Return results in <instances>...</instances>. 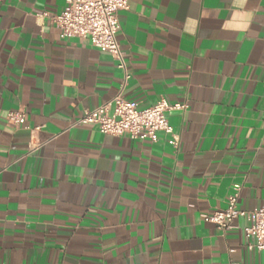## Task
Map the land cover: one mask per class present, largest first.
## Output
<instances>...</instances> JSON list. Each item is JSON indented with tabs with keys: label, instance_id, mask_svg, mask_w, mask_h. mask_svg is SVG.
Here are the masks:
<instances>
[{
	"label": "crops",
	"instance_id": "0c3cea01",
	"mask_svg": "<svg viewBox=\"0 0 264 264\" xmlns=\"http://www.w3.org/2000/svg\"><path fill=\"white\" fill-rule=\"evenodd\" d=\"M124 98L167 113L181 143L74 125L115 97L124 71L63 38L67 0H0V264H264L246 217L264 207V0H128ZM26 113V124L7 120ZM41 144L29 153V143Z\"/></svg>",
	"mask_w": 264,
	"mask_h": 264
},
{
	"label": "built area",
	"instance_id": "2783aa9c",
	"mask_svg": "<svg viewBox=\"0 0 264 264\" xmlns=\"http://www.w3.org/2000/svg\"><path fill=\"white\" fill-rule=\"evenodd\" d=\"M128 0H67L65 8L57 14H52V22L60 29L63 38L89 40L90 43L103 52L110 53L118 62V67L124 71V81L120 92L112 99L87 109L74 125L95 124L100 132L107 135H126L131 140H149L157 142L158 133L168 136V143L176 150L181 139L170 124L167 113L171 110L187 108V104H171L162 99L150 106H140L124 98L122 91L131 78L127 68L126 53L119 41L121 31L120 12L127 10ZM10 124L21 127L26 124V113L10 111L7 115ZM41 144L29 143V153L40 149ZM242 186L236 184L229 195L227 207L212 214H204L206 221L212 222L222 231L234 227L239 217H246L248 225L245 234L252 241L248 247L251 250H264V207L251 211L242 210L239 197Z\"/></svg>",
	"mask_w": 264,
	"mask_h": 264
}]
</instances>
